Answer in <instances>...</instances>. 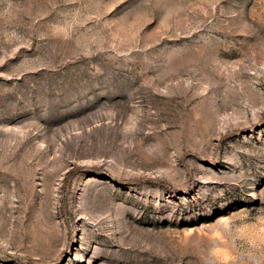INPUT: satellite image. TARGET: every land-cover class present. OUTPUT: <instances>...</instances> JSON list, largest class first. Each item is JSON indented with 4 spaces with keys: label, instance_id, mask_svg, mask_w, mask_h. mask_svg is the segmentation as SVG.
Listing matches in <instances>:
<instances>
[{
    "label": "rangeland",
    "instance_id": "obj_1",
    "mask_svg": "<svg viewBox=\"0 0 264 264\" xmlns=\"http://www.w3.org/2000/svg\"><path fill=\"white\" fill-rule=\"evenodd\" d=\"M0 264H264V0H0Z\"/></svg>",
    "mask_w": 264,
    "mask_h": 264
}]
</instances>
